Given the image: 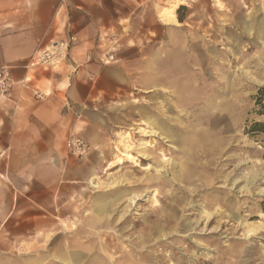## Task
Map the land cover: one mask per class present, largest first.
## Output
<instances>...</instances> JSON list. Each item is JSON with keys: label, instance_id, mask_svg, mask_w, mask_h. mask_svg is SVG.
<instances>
[{"label": "rangeland", "instance_id": "1", "mask_svg": "<svg viewBox=\"0 0 264 264\" xmlns=\"http://www.w3.org/2000/svg\"><path fill=\"white\" fill-rule=\"evenodd\" d=\"M182 1H156L159 10L177 3V23L153 18L145 27L146 39L139 32L119 37L99 58L119 67L120 85L105 80L109 93L98 100L101 108L91 109L106 132L95 176L104 179L115 172L123 182L105 190L90 186V177L80 196L72 188L69 223L51 246L75 252L73 264H264V134L249 130L263 118L255 111V94L264 85V0ZM183 38L189 44L195 40L201 49L212 46L209 70L196 75L195 84L179 78ZM242 58L244 72L237 73ZM179 85L190 92L203 87L202 93L181 103L188 93ZM146 124L168 137L145 135ZM206 131L214 133L216 151H221L208 176L197 168L193 184L181 182L179 134ZM81 138L87 156L90 145ZM142 142L150 145L144 149ZM127 143L134 148L127 150ZM125 152L134 159L120 154ZM116 155L121 163L114 162ZM164 155L174 166L167 167ZM160 167L166 171L159 172ZM160 177L163 186H158ZM142 191L141 199L119 217L130 194ZM204 210L212 213L208 221ZM244 223L253 225L251 237H245Z\"/></svg>", "mask_w": 264, "mask_h": 264}, {"label": "crops", "instance_id": "2", "mask_svg": "<svg viewBox=\"0 0 264 264\" xmlns=\"http://www.w3.org/2000/svg\"><path fill=\"white\" fill-rule=\"evenodd\" d=\"M156 1L0 0V66H9L13 79L8 95L0 97V147L5 149L0 160V264L74 263L75 252L57 251L51 241L65 233L71 191L80 196L84 183L100 170L106 132L91 109L101 108L98 100L109 93L105 80L120 85V73L116 64H102L99 58L119 37L139 32L146 39L145 27L153 18L177 23V3L159 10ZM70 34L76 41L65 66L26 67L34 51ZM186 38L179 78L189 85L196 75L207 74L212 46L201 49ZM71 134L89 143L84 158L68 153L65 142Z\"/></svg>", "mask_w": 264, "mask_h": 264}, {"label": "bare ground", "instance_id": "3", "mask_svg": "<svg viewBox=\"0 0 264 264\" xmlns=\"http://www.w3.org/2000/svg\"><path fill=\"white\" fill-rule=\"evenodd\" d=\"M246 25L248 26V22H246ZM256 39H259V37L257 36ZM245 61L246 60H244V58L241 59V62L238 64V67H237V73L244 72V68L242 66L246 63ZM183 87H184V90L183 91H187L188 94L186 96H184L183 98H181V103L186 102V100L188 102V100L190 99V96H192L191 94H194L195 95L197 93H202L200 91L203 89V87H202L201 89L196 90L195 92H190L189 90H187V88L185 89V86H182L181 88H183ZM226 92H227V90L226 91H223L224 94ZM142 131L144 132V134L146 133V134H148L150 136L157 134V135L163 136V138H165V139H166V137H168L167 134L165 135L163 133H160L159 131H157L156 129H154L153 126H151L150 124H146V127H144L142 129ZM129 135H130L129 133H126V135H124V137L125 138H129ZM214 136H215L214 133L207 132V131H206V133L205 132H189V133L187 132L185 135H180L179 134V141L183 145V146H181L179 148V153H181L179 164H180V168H181V170L183 172V175H184V177L182 178V180L180 178V181L181 182H185L187 184H193L194 181L196 180L194 175L195 174L197 175V172H196V170L198 171L197 168H201V170H202V173L201 174L202 175H203V173H205V175L208 176L207 175L208 169H210V166H211L212 162L216 161L215 159L219 155V152L221 151L220 149H218L219 151H216V148H218L219 142L217 143V146H216L215 145L216 142H215ZM127 144H126V149L127 150H131L132 148H134L133 146H131V144H128V145ZM123 145H124V143H123ZM140 145H141V147H143L144 149H146V147H148L150 144H148L147 142H142V143H140ZM120 154L121 155H126V157L127 158H130V160L131 159L132 160L134 159V156L131 153H129V152H125L123 154L120 153ZM215 155H217V156H215ZM143 156L145 158L150 157L152 159V157L148 153H143ZM182 156H184V159L183 160L181 159ZM161 160H165L167 162V164H166L167 167L168 166H174V164H175V161H173V159H170L169 157H166L165 155L162 156ZM114 162L121 163L122 162V158L120 156L116 155V160ZM114 162H110L107 165V169H109L110 167H112L113 164H114ZM157 163H159V161ZM143 168L149 169L150 168V165H147V166H145ZM157 170L159 172L166 171L165 170V167H163V169L160 167ZM114 174H115V172H111V173L109 172L104 179H100V177H98V176H93V177L90 178L89 184H90V186H92L94 188H103L105 190L114 188V187H116L117 185H119V184H121L123 182V180H121L119 176H116ZM157 179H159L158 180V186H163L164 183H165L164 178L160 177V178H157ZM143 195H144L143 194V191L141 193H135V192L134 193H131L130 196L128 197V200H129L128 206L126 208H124L122 214H120L119 217L122 218L126 214V212L128 211V208H130L135 203V201L141 199V197ZM154 202H155V199H154ZM171 212H173V211H171ZM261 215H263V217H264V213L261 214ZM202 216H204L205 221H208L211 218L212 213L209 212V211L204 210ZM243 225L246 227V229H245V237L246 238L251 237V235L255 232V229H254L253 225L252 224H247V223L246 224L244 223Z\"/></svg>", "mask_w": 264, "mask_h": 264}, {"label": "built area", "instance_id": "4", "mask_svg": "<svg viewBox=\"0 0 264 264\" xmlns=\"http://www.w3.org/2000/svg\"><path fill=\"white\" fill-rule=\"evenodd\" d=\"M76 41L75 35L70 34L65 40H57L51 44L34 51L28 59L26 67L38 68L46 67L55 69L65 65L68 61L69 47ZM13 85L9 66H0V97H6ZM66 147L75 157H83L88 151L87 143L79 136H72L67 139ZM5 155V149L0 147V160Z\"/></svg>", "mask_w": 264, "mask_h": 264}, {"label": "trees", "instance_id": "5", "mask_svg": "<svg viewBox=\"0 0 264 264\" xmlns=\"http://www.w3.org/2000/svg\"><path fill=\"white\" fill-rule=\"evenodd\" d=\"M255 111L263 118L261 120L253 121L249 130L251 132L264 134V85L259 87L255 94Z\"/></svg>", "mask_w": 264, "mask_h": 264}]
</instances>
